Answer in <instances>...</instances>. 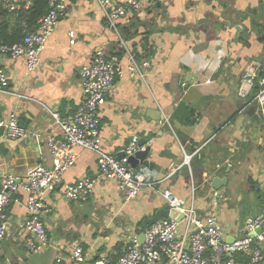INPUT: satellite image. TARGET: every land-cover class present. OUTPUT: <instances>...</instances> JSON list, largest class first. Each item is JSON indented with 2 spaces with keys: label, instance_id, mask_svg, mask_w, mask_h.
<instances>
[{
  "label": "crops",
  "instance_id": "0c3cea01",
  "mask_svg": "<svg viewBox=\"0 0 264 264\" xmlns=\"http://www.w3.org/2000/svg\"><path fill=\"white\" fill-rule=\"evenodd\" d=\"M97 50L123 67L129 55L148 63L143 79L124 73L115 80L98 112L100 146L116 158L133 138L144 140L156 185L126 199L99 176L96 154L76 148L62 185L45 193L49 246L31 254L17 233L15 223L26 217L22 195L6 210L11 226L0 240V264H76L68 255L74 245L84 252L83 264L101 256L116 261L142 233V221L167 206L163 190L187 206L193 200L200 217L215 213L226 243L254 237L246 221L264 217V124L254 119L253 91L242 98L238 89L249 67L259 62L264 68V0H154L148 10L120 20L116 30L98 0H68L36 71L28 74L24 60L0 55L9 79L8 92L0 93V117L16 113L26 131L19 143L0 142V173L22 177L36 165L50 166L46 143L50 136L59 140L60 131L46 110L71 120L83 101L79 69ZM84 177L95 182L89 201H66L64 187ZM213 177L226 179L219 190L211 188ZM214 191L223 195L216 207ZM253 248L264 264V242Z\"/></svg>",
  "mask_w": 264,
  "mask_h": 264
},
{
  "label": "built area",
  "instance_id": "2783aa9c",
  "mask_svg": "<svg viewBox=\"0 0 264 264\" xmlns=\"http://www.w3.org/2000/svg\"><path fill=\"white\" fill-rule=\"evenodd\" d=\"M154 0H98L103 16L109 28L116 30L120 20L133 12L148 10ZM33 0H0V8L16 14L30 9ZM47 11L38 19L34 27L26 22L20 23L22 39L11 45L0 41V55L12 60H24L26 72L33 73L40 66L41 54L48 38L52 35L58 21L68 10V0H47ZM73 32L68 36L73 38ZM128 65L123 67L115 56L106 55L97 50L90 63L83 65L78 72L81 80L83 101L78 106L71 120H63L56 111L46 110L58 126L60 139L50 136L46 146L50 157V166L36 165L19 177L11 172L0 173V240L8 235L11 222L7 216L8 206L24 196L26 217L15 223L18 234L24 235V246L31 254H37L49 246L46 230V218L51 213L45 193L62 185L64 174L76 163L75 149L91 151L97 156L99 176L105 181H113L120 194L126 199H134L143 188L156 185L153 173L147 168L132 169L128 158L138 150L137 140L133 138L124 148V157L117 160L105 153L101 146V129L98 112L106 104L108 96L114 91V82L124 73L137 79H143L148 68L147 62H137L132 55L128 56ZM259 78L258 92L251 99L261 111L264 124V68L257 62L244 73L239 85L238 94L242 98L250 96L255 80ZM184 86V85H183ZM9 79L0 67V93L8 92ZM17 98H26L16 95ZM0 133L7 139L16 141L26 135L20 127L16 113L0 117ZM143 149V148H142ZM141 149V150H142ZM190 156H184V164L189 165ZM94 181L84 177L64 187L63 196L68 202L86 203L92 194ZM167 206L178 210L183 219L176 223L170 219H161L143 228V242L133 239L126 251L112 261L106 256L96 258L92 264H261L263 261L259 249L254 243L264 242V217L248 218L247 229L254 233L243 239L226 243L218 217L211 213L200 217L191 204L175 198L168 190H163ZM192 198V197H191ZM213 205L223 195L213 192ZM259 232L256 233V231ZM246 254V261H237L233 256ZM69 259L76 264L85 262L84 252L79 245L68 251ZM57 264L61 259H57Z\"/></svg>",
  "mask_w": 264,
  "mask_h": 264
},
{
  "label": "water",
  "instance_id": "95a60500",
  "mask_svg": "<svg viewBox=\"0 0 264 264\" xmlns=\"http://www.w3.org/2000/svg\"><path fill=\"white\" fill-rule=\"evenodd\" d=\"M261 118H262L261 111H260V109H257L256 113L254 115V119L261 120ZM155 121L157 123L160 122V114L155 119ZM25 139H26V137L19 139V140H16V141H11V140L7 139L6 134H3L2 138L0 139V142L4 141L5 143L10 145V144L19 143ZM137 147H138V150L136 152H134V154L128 158V162H129L130 167L132 169H138V168L144 167V168H147L148 170L151 171L153 168V164L148 160V155L151 151L150 146L146 145L144 140L139 139L137 141ZM123 157H124V152L119 153L116 156V159L121 160ZM225 182H226V179H220L217 177H213L211 179L210 185H211V188L213 190H219L220 188L223 187ZM161 219H170V220L175 221L176 223H180L181 220L183 219V215L178 210L172 209L169 206H166L162 209H158L152 215V217H150L148 219H144L142 221L140 227L145 228L147 226H150V225L156 223L157 221H159ZM257 232H259V230H257L256 233ZM137 242L139 244H142V242H143L142 233L137 237Z\"/></svg>",
  "mask_w": 264,
  "mask_h": 264
},
{
  "label": "trees",
  "instance_id": "16d2710c",
  "mask_svg": "<svg viewBox=\"0 0 264 264\" xmlns=\"http://www.w3.org/2000/svg\"><path fill=\"white\" fill-rule=\"evenodd\" d=\"M47 0H33V4L29 10L11 14L0 8V41L4 44L11 45L19 42L23 35L20 28L21 22H26L29 27H34L40 17L47 11ZM14 15V23L8 31V24L10 16ZM259 78L255 80L253 95L260 90Z\"/></svg>",
  "mask_w": 264,
  "mask_h": 264
}]
</instances>
